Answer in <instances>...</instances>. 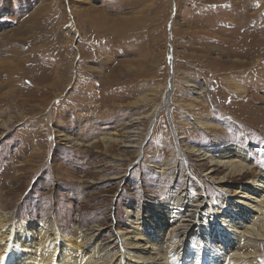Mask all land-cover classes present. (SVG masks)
Returning <instances> with one entry per match:
<instances>
[{
    "label": "rangeland",
    "instance_id": "obj_1",
    "mask_svg": "<svg viewBox=\"0 0 264 264\" xmlns=\"http://www.w3.org/2000/svg\"><path fill=\"white\" fill-rule=\"evenodd\" d=\"M232 145L264 173V0H0L2 212L121 248L147 202L229 206L194 151Z\"/></svg>",
    "mask_w": 264,
    "mask_h": 264
},
{
    "label": "bare ground",
    "instance_id": "obj_2",
    "mask_svg": "<svg viewBox=\"0 0 264 264\" xmlns=\"http://www.w3.org/2000/svg\"><path fill=\"white\" fill-rule=\"evenodd\" d=\"M197 151L211 166L206 179L236 198L229 206L203 195L195 199L186 189L156 204L147 202L128 214L133 230L119 233L121 248L98 243L99 225L75 226V238L68 239L53 217L39 225L0 210V264H261L264 173H257L245 146H227L216 154ZM215 166L227 175L214 180ZM245 174L253 177L231 192L229 180Z\"/></svg>",
    "mask_w": 264,
    "mask_h": 264
},
{
    "label": "crops",
    "instance_id": "obj_3",
    "mask_svg": "<svg viewBox=\"0 0 264 264\" xmlns=\"http://www.w3.org/2000/svg\"><path fill=\"white\" fill-rule=\"evenodd\" d=\"M104 17V16H103ZM100 19H101V17H100ZM104 19V18H103ZM94 23L96 24L97 23V20H94ZM99 23H101V22H99ZM102 27H104L105 29V31H108V26L106 27V26H102Z\"/></svg>",
    "mask_w": 264,
    "mask_h": 264
}]
</instances>
